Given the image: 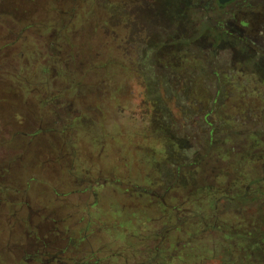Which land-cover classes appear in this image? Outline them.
<instances>
[{
    "label": "rangeland",
    "instance_id": "rangeland-1",
    "mask_svg": "<svg viewBox=\"0 0 264 264\" xmlns=\"http://www.w3.org/2000/svg\"><path fill=\"white\" fill-rule=\"evenodd\" d=\"M227 21L264 52V0H0V264H222L178 234L211 187L241 233L264 177V75L209 48ZM209 138L220 176L176 185Z\"/></svg>",
    "mask_w": 264,
    "mask_h": 264
},
{
    "label": "trees",
    "instance_id": "trees-1",
    "mask_svg": "<svg viewBox=\"0 0 264 264\" xmlns=\"http://www.w3.org/2000/svg\"><path fill=\"white\" fill-rule=\"evenodd\" d=\"M180 44H183V41L178 42L179 53L184 50V46ZM258 71L264 75V68L259 67ZM213 144V141L209 138V142L206 145L208 150L201 160L195 159L187 165H178V169L175 171L177 176L174 183L176 185H181V187L190 185L201 174L200 172L206 173L207 176H213L214 178L220 176L221 172L216 170V166L212 167L210 163V161L213 162L211 155L214 148ZM233 184L236 185L235 182ZM192 185H195V183H192ZM203 187H199L191 195L196 198L201 193V190H203ZM247 187L248 195L244 197L246 204H253L254 207H248L244 215L241 213L244 221V229L241 233L238 231L230 236V227H226L225 222L217 219L216 213L218 208L216 207V199L219 198L217 196L219 195L218 193H222L223 191L221 192L215 187L205 188L206 191H202L207 196L204 202H208L209 204L212 202V207H210L206 215L204 211H201L199 216H197L196 221H199L198 225L201 226L200 228L198 225L189 226L181 224L183 230L187 229L188 226L192 231L190 238L185 233L183 234V232L178 234L182 241V249L186 248L188 242L191 245V243L197 240L198 242L210 243V248L208 249L210 251L209 255L211 256L222 251L221 256L224 257H221L222 264H264V177L260 181H252ZM225 200L229 202V205H232L235 202L234 200L238 199L233 197L225 198ZM197 227L201 233H198ZM230 238H232L231 242L228 241Z\"/></svg>",
    "mask_w": 264,
    "mask_h": 264
},
{
    "label": "flooded vegetation",
    "instance_id": "flooded-vegetation-1",
    "mask_svg": "<svg viewBox=\"0 0 264 264\" xmlns=\"http://www.w3.org/2000/svg\"><path fill=\"white\" fill-rule=\"evenodd\" d=\"M210 1L215 3V5L218 8L223 9L225 6H227L230 3L237 2V1H245V0H233L224 5H219L217 0H210ZM174 5L178 6V1H176ZM246 26L247 25L244 22L230 23L229 21H227V25H224V28H225L224 30L223 29L218 30L217 32H215V34L209 37L210 38L209 48H215L218 46H231L234 49H237L239 52H243V51L245 53L249 52L251 54H246V56H248L247 61H252L250 62L251 64H253V62L255 61L258 63L260 68H264V52H263L262 41L259 42L257 39L249 38L246 33V29H243V27H246ZM253 45L259 46V49L257 50ZM254 67H256V65H254ZM3 193H6V192H3Z\"/></svg>",
    "mask_w": 264,
    "mask_h": 264
},
{
    "label": "water",
    "instance_id": "water-1",
    "mask_svg": "<svg viewBox=\"0 0 264 264\" xmlns=\"http://www.w3.org/2000/svg\"><path fill=\"white\" fill-rule=\"evenodd\" d=\"M231 1H233V0H217L219 5H224V4H227V3L231 2Z\"/></svg>",
    "mask_w": 264,
    "mask_h": 264
}]
</instances>
